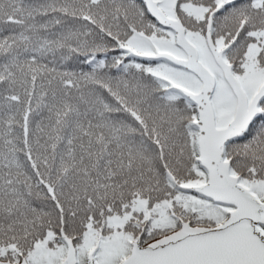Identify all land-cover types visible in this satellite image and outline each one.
<instances>
[{
	"label": "snow or ice",
	"instance_id": "snow-or-ice-1",
	"mask_svg": "<svg viewBox=\"0 0 264 264\" xmlns=\"http://www.w3.org/2000/svg\"><path fill=\"white\" fill-rule=\"evenodd\" d=\"M0 264H264V0H0Z\"/></svg>",
	"mask_w": 264,
	"mask_h": 264
}]
</instances>
